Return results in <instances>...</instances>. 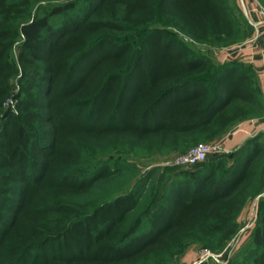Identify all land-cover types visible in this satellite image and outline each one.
<instances>
[{
    "label": "trees",
    "instance_id": "trees-1",
    "mask_svg": "<svg viewBox=\"0 0 264 264\" xmlns=\"http://www.w3.org/2000/svg\"><path fill=\"white\" fill-rule=\"evenodd\" d=\"M15 1L0 0V106L16 68L8 54L20 34L33 61L24 63L21 112L8 116L0 132V264H166L191 240L209 245L232 231L245 192H264L259 138L175 176L142 209L147 180L97 204L91 190L124 171L98 162L105 145L128 138L131 147L187 148L217 120L231 125L263 115L253 67L234 60L192 75L210 59H184L189 50L176 48L158 25L141 33L150 47L135 54L139 39L117 34L128 28L124 20L91 18L107 0H88L85 11L78 2L57 4L18 21ZM21 5L30 10L27 0ZM143 5L156 12L172 9L198 36L233 41L241 30L235 0ZM151 47L166 51L154 62L152 77L143 73ZM229 156L235 159L227 166ZM258 206L253 239L259 251L251 264H264V197Z\"/></svg>",
    "mask_w": 264,
    "mask_h": 264
},
{
    "label": "rangeland",
    "instance_id": "rangeland-1",
    "mask_svg": "<svg viewBox=\"0 0 264 264\" xmlns=\"http://www.w3.org/2000/svg\"><path fill=\"white\" fill-rule=\"evenodd\" d=\"M25 0H17L14 4H17L19 14L16 15L18 20L29 19L34 13H47L51 10L52 6L57 4H64L71 1L78 2V9L85 11V5L88 0H27L30 5V10L24 11L21 2ZM89 3V2H88ZM144 3L147 0H107L101 7L98 14L92 15L91 18H118L124 20L127 24V29L123 33H117L120 37L124 34L128 35V38L139 39L135 45V54L138 51L143 52L146 48L150 47L148 44L140 40L141 33L146 32L148 29L154 26H161L168 30L172 39L177 41L175 47L180 49H188L190 53L184 56V59L202 55L207 59H210L209 64H205L201 69L196 72H192V75H207L215 66L227 63L228 61H241L236 48L246 43L253 36V28L247 16L246 12L241 5L240 0H235V16L240 26V33L235 37L233 41L215 40L212 37H206L201 34L198 36L191 32L189 28H184L182 22L178 18V14L172 9H166L161 12L153 11L152 9H146ZM19 5V6H18ZM69 13V12H68ZM101 14V15H100ZM248 20L245 22L243 19ZM55 21H60L61 17H53ZM150 27V28H149ZM163 38L161 42L167 44L170 38ZM24 36L20 34L8 54V58L14 63L15 70L8 74L9 93L0 106V132L3 131V124L8 116L19 115L21 112L22 97L25 96L24 88H22V79L26 77V62H32V58L24 53L23 50ZM145 48V49H144ZM172 47L171 51H175ZM151 63H145L146 67L143 70L145 75L152 77L156 71L153 66L158 60L164 59L165 50L151 47ZM131 57L128 59V66ZM132 61V60H131ZM179 67L178 64L173 65L172 69ZM175 72V70H174ZM185 73V72H184ZM175 77V76H174ZM212 89H210L211 91ZM248 114L251 113L248 111ZM264 114L259 117L248 116L241 118L234 124H227V121L217 120L208 132L205 134L196 135V142L185 148V144H165L163 143L154 145L148 144L142 145L138 143L136 147L129 145L128 138L119 140L114 145H105L104 148H100L98 155V162H109L114 167L119 165L124 168L114 177L102 180L94 190H91V194L95 197V203H102L109 201L117 196L127 194L130 190L137 186H143V183L148 181L147 189L144 191L141 202V209L146 206L151 199L155 197V193L161 188H166L169 181L175 176H182L183 172H190L196 170L201 165L183 166L176 163V159L179 156L184 155L193 146L199 143H213L221 141L223 139H231L233 134H237L240 129H245L246 121H250L254 118H263ZM227 125H229L227 129ZM251 128V127H250ZM248 132H241L244 138L243 145L247 144L248 140L252 138H259V143L262 153L258 155L260 163L264 162V131H257L255 129ZM239 134V133H238ZM228 145V143H227ZM239 146V147H241ZM182 147V148H181ZM237 148H229L228 151H223L217 154H211L205 161L214 160L219 155H229L235 152ZM1 158V157H0ZM235 158L229 156L227 159V166L233 163ZM2 160V159H1ZM88 160V159H87ZM95 160V157H94ZM97 160L95 163H97ZM93 161V159H91ZM5 169H0L3 172ZM2 181L0 186L2 185ZM252 190H247L241 209L238 211L234 218L235 227L227 235H223L218 239L209 241V245L202 240H191L184 249H179L175 252V255L171 260L166 261V264H251L253 257L258 253L259 248L254 242V231L258 225L259 220V200L264 197V192L254 197L248 195ZM208 242V241H207Z\"/></svg>",
    "mask_w": 264,
    "mask_h": 264
},
{
    "label": "crops",
    "instance_id": "crops-1",
    "mask_svg": "<svg viewBox=\"0 0 264 264\" xmlns=\"http://www.w3.org/2000/svg\"><path fill=\"white\" fill-rule=\"evenodd\" d=\"M248 11L247 18L253 26V36L246 43L236 48L240 60L251 65L255 72L256 85L264 97V15L260 13L259 7H264V0H245ZM245 129H240L237 134L228 140V147L235 149L243 144L244 138L241 132H248L247 129L264 131V117L254 118L246 121ZM239 133V134H238Z\"/></svg>",
    "mask_w": 264,
    "mask_h": 264
},
{
    "label": "built area",
    "instance_id": "built-area-1",
    "mask_svg": "<svg viewBox=\"0 0 264 264\" xmlns=\"http://www.w3.org/2000/svg\"><path fill=\"white\" fill-rule=\"evenodd\" d=\"M240 2L246 12V15H248L245 0H240ZM259 11L261 14L264 15L263 6L259 7ZM227 139H223L221 141H217L213 143H199L193 146L184 155L179 156L176 159V163L178 165H183V166H194L199 163L205 162L211 154H217L223 151H228L227 149L228 140Z\"/></svg>",
    "mask_w": 264,
    "mask_h": 264
}]
</instances>
